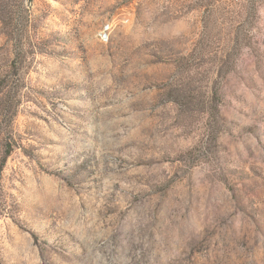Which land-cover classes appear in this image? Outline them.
Instances as JSON below:
<instances>
[{"label":"rangeland","instance_id":"374dc122","mask_svg":"<svg viewBox=\"0 0 264 264\" xmlns=\"http://www.w3.org/2000/svg\"><path fill=\"white\" fill-rule=\"evenodd\" d=\"M0 264H264V0H0Z\"/></svg>","mask_w":264,"mask_h":264},{"label":"bare ground","instance_id":"6f19581e","mask_svg":"<svg viewBox=\"0 0 264 264\" xmlns=\"http://www.w3.org/2000/svg\"><path fill=\"white\" fill-rule=\"evenodd\" d=\"M109 27H106L104 30L100 32V38L102 41L107 42L109 40Z\"/></svg>","mask_w":264,"mask_h":264}]
</instances>
